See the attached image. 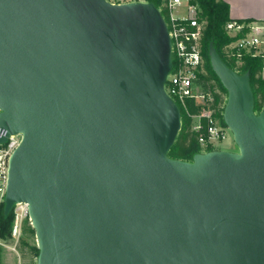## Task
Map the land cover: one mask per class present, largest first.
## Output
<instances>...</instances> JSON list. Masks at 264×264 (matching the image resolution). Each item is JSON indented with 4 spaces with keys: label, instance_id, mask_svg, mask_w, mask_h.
<instances>
[{
    "label": "water",
    "instance_id": "water-1",
    "mask_svg": "<svg viewBox=\"0 0 264 264\" xmlns=\"http://www.w3.org/2000/svg\"><path fill=\"white\" fill-rule=\"evenodd\" d=\"M237 152L168 153L171 41L150 2L0 0L3 215L27 205L36 264H264V109L208 45Z\"/></svg>",
    "mask_w": 264,
    "mask_h": 264
},
{
    "label": "built area",
    "instance_id": "built-area-1",
    "mask_svg": "<svg viewBox=\"0 0 264 264\" xmlns=\"http://www.w3.org/2000/svg\"><path fill=\"white\" fill-rule=\"evenodd\" d=\"M109 2V1H108ZM146 2L145 0H111L112 4H126ZM168 13V23H166L171 41V57L175 59L173 66L166 77L164 84L165 93L189 115L187 102L193 100L196 104L206 105L212 102V96L203 91L196 84L197 75L201 67V54L199 48V37L202 29L200 23V9L195 0H165L162 4ZM179 11V15H174V11ZM160 11V10H159ZM264 25V18L260 23L251 22L242 24L231 20L226 24V30L230 35H235L243 28L248 29V33L233 42L228 48L231 56L239 59L243 53L253 52L254 55L262 56L264 73V51L260 46L264 41L259 37L260 30ZM213 111L204 107L198 116L192 117V129L200 133L198 144L202 152L207 146L214 147L216 142H221L225 137V130L212 116ZM204 119V124L201 120ZM6 131L0 129V137H4ZM20 135H10L7 142L0 145V209L6 191L8 162L11 154L19 145ZM14 223L12 236L18 239L20 235V224L28 218L27 205L18 203L13 208ZM0 240V246L2 245Z\"/></svg>",
    "mask_w": 264,
    "mask_h": 264
},
{
    "label": "trees",
    "instance_id": "trees-1",
    "mask_svg": "<svg viewBox=\"0 0 264 264\" xmlns=\"http://www.w3.org/2000/svg\"><path fill=\"white\" fill-rule=\"evenodd\" d=\"M111 1V0H107ZM153 3L160 10L165 22L168 23L167 10L162 7L165 0H145ZM200 9V23L202 29L199 37V48L201 54V67L199 69L196 84L201 89L212 96V102L206 105L196 104L193 100L187 102L189 115L179 108L181 116V129L175 140L174 145L170 149L168 156L171 159L191 162L194 154L202 152L198 144V137L204 131L196 132L192 129V117L198 116L204 107L213 111V118L217 120L222 128H225L222 114L226 103V92L221 86L219 80L213 73L208 60V45L213 44L217 53L223 62L238 74L248 72L251 91L254 99V111L261 112L264 109V77L262 76L263 58L254 55L253 52L243 53L239 59L231 56V50L228 48L236 40L240 39L248 29L243 28L235 35H230L226 30V24L231 21L229 17V6L226 0H195ZM242 24L251 23L250 21H237ZM173 66L175 59L172 60ZM201 122L204 124L205 120ZM214 147L207 146L204 152L213 151ZM14 223V212H10L8 216L3 215V205L0 209V240L7 243L11 239L12 228ZM34 230L27 219L23 220L21 236L18 240V248L23 252L27 249L28 254L36 259L38 249L35 244L28 243L33 240ZM2 261V248L0 246V264Z\"/></svg>",
    "mask_w": 264,
    "mask_h": 264
},
{
    "label": "rangeland",
    "instance_id": "rangeland-1",
    "mask_svg": "<svg viewBox=\"0 0 264 264\" xmlns=\"http://www.w3.org/2000/svg\"><path fill=\"white\" fill-rule=\"evenodd\" d=\"M174 15H179V11H174ZM225 137L221 142H216L214 144V150L226 151V152H237V148L234 144L233 137L228 128H224ZM29 221V219L27 218ZM30 223V221H29ZM23 222L20 224V235L18 239L13 237L11 234V239L7 243L1 245L2 248V261L1 264H36V259L28 254L27 249L23 252L18 248V240L21 236ZM28 243L35 244V237L33 240H28Z\"/></svg>",
    "mask_w": 264,
    "mask_h": 264
},
{
    "label": "crops",
    "instance_id": "crops-1",
    "mask_svg": "<svg viewBox=\"0 0 264 264\" xmlns=\"http://www.w3.org/2000/svg\"><path fill=\"white\" fill-rule=\"evenodd\" d=\"M229 17L233 21H250L260 23L264 18V0H226ZM259 37L264 41V25ZM264 51V44L260 46ZM264 77V73L262 74Z\"/></svg>",
    "mask_w": 264,
    "mask_h": 264
}]
</instances>
